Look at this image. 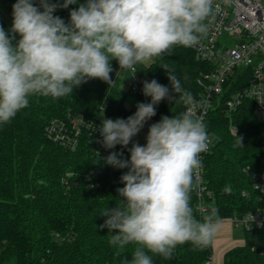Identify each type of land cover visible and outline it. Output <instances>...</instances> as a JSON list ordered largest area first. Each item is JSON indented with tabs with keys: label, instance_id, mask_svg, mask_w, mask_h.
<instances>
[{
	"label": "clouds",
	"instance_id": "clouds-1",
	"mask_svg": "<svg viewBox=\"0 0 264 264\" xmlns=\"http://www.w3.org/2000/svg\"><path fill=\"white\" fill-rule=\"evenodd\" d=\"M70 5L78 6L68 23L54 15ZM219 11L216 0H39V7L35 0H16L10 32L0 25V126L11 123L32 97L64 98L90 80L114 84L112 61L119 65L117 77L127 71L134 78L137 66L148 67L176 47L199 45ZM162 69L171 90L155 79L145 81L150 103L138 104L126 120L102 118L99 126L104 148H127L161 101L185 106L183 113L152 124L146 145L133 143L129 159L114 151L106 158L107 165L127 169L115 207L99 213L106 217L99 227L108 230L117 255L130 251L123 264L169 260L185 245L202 250L221 228L217 209L197 219L191 201L201 181V154L212 143L198 115L205 102L185 90L167 65ZM236 137L235 146L243 147V138Z\"/></svg>",
	"mask_w": 264,
	"mask_h": 264
},
{
	"label": "trees",
	"instance_id": "trees-1",
	"mask_svg": "<svg viewBox=\"0 0 264 264\" xmlns=\"http://www.w3.org/2000/svg\"><path fill=\"white\" fill-rule=\"evenodd\" d=\"M77 6L58 8L54 15L68 23ZM117 64L112 61L114 84L90 80L64 98L32 97L11 123L0 126V264H123L131 259L130 251L118 256L108 230L99 227L106 219L99 213L115 207L117 189L124 187L121 176L127 172L107 165L106 158L114 151L129 159L131 146L103 149L100 132L94 129L102 118L126 120L151 98L143 95L144 83L133 89L122 87L120 78L114 80ZM165 65L190 93L199 89L196 79L209 70L191 49L176 47L152 65L137 67V74L144 82L155 79L171 90ZM241 81L240 76L231 77L223 98ZM183 112L182 102L166 99L152 120ZM207 126L213 145L201 158V178L212 194L204 201L218 210L220 219L255 209L259 202L245 169L264 172V121L246 99L229 113L221 106L212 109ZM73 128L78 133L72 147L54 139L58 134L73 139ZM236 136L243 138V147L235 146ZM225 186L231 192H225ZM191 201L197 219L209 214L199 212L194 192ZM242 234L243 245L226 251L223 264H264V226ZM211 255L212 246L201 250L185 245L169 260L153 257V264H205Z\"/></svg>",
	"mask_w": 264,
	"mask_h": 264
},
{
	"label": "built area",
	"instance_id": "built-area-1",
	"mask_svg": "<svg viewBox=\"0 0 264 264\" xmlns=\"http://www.w3.org/2000/svg\"><path fill=\"white\" fill-rule=\"evenodd\" d=\"M216 3L220 11L211 21L207 35L199 45L189 48L197 59L209 65V70L196 79L199 89L191 92L197 100L205 102V107L199 110L198 115L207 126L208 115L212 109L221 106L229 113L242 101L248 99L252 101L255 114L264 121V0H227V2L216 0ZM37 4L39 5V1ZM119 71L117 64L113 79H121L124 74L128 87L134 89L144 83V77L137 73L132 78L130 72L122 71L117 77ZM233 76H240L242 84L240 83L241 85L224 99L223 94L231 86L229 80ZM182 105L185 111L183 102ZM229 129L230 132L235 133L233 126ZM73 130V139L67 134L64 136L58 134L54 139L72 147L78 133L77 128ZM207 130L209 132L208 126ZM94 131L99 132V129L95 128ZM209 134L212 143L209 145V150L201 154L200 159L212 148L213 137L210 132ZM245 172L249 175L251 188L256 192L259 205L253 210L221 218L230 222L232 226L240 228L242 232L264 226V172L249 171L248 168ZM193 192L199 212L206 213L211 210L204 199L210 198L212 193L206 189L202 178ZM243 194L247 193L243 192ZM211 261L210 259L205 264H212Z\"/></svg>",
	"mask_w": 264,
	"mask_h": 264
},
{
	"label": "rangeland",
	"instance_id": "rangeland-1",
	"mask_svg": "<svg viewBox=\"0 0 264 264\" xmlns=\"http://www.w3.org/2000/svg\"><path fill=\"white\" fill-rule=\"evenodd\" d=\"M37 1L39 0H35V4L37 7H39V5L37 4ZM15 3H16V0H0V21L5 25L8 32H10L11 27H12V19H13L12 9ZM137 67L145 68L144 66H137ZM125 77L126 76L124 74L121 76V82H122L121 86L126 88L127 86L124 80ZM259 119L261 118L259 117ZM154 123L156 122H154L152 119L149 120L145 124L141 132L136 137L133 138V141L129 145L132 147L133 143H138L139 145L142 146L146 141L149 127ZM216 238L221 241V246L223 247L227 246L230 243L231 245H233L235 242H237V244H240V245H237L235 243L236 245L234 247L243 245L241 242L243 238L241 229L232 226L230 222H228L227 220H221V228ZM213 258H216L215 252H214ZM219 262H220V259H219ZM219 264H221V262Z\"/></svg>",
	"mask_w": 264,
	"mask_h": 264
},
{
	"label": "crops",
	"instance_id": "crops-1",
	"mask_svg": "<svg viewBox=\"0 0 264 264\" xmlns=\"http://www.w3.org/2000/svg\"><path fill=\"white\" fill-rule=\"evenodd\" d=\"M235 243L237 244V242H235ZM235 243L233 245H231V243H230L227 246L223 247V246H221V241L218 240L217 238H215L214 243L211 245L212 246V255H211L212 264H219L220 262H221V264H223L224 253L226 251H228L229 249L233 248L236 245ZM237 245H240V244H237ZM214 252H215V256H216L217 260H216V258H213ZM219 259H220V262H219Z\"/></svg>",
	"mask_w": 264,
	"mask_h": 264
}]
</instances>
